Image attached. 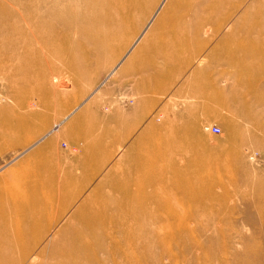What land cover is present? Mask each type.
<instances>
[{
    "label": "rangeland",
    "instance_id": "374dc122",
    "mask_svg": "<svg viewBox=\"0 0 264 264\" xmlns=\"http://www.w3.org/2000/svg\"><path fill=\"white\" fill-rule=\"evenodd\" d=\"M25 1L51 9L0 0L9 39L26 31ZM174 1L155 28L170 0H117L90 14L102 21L84 36L59 30L58 49L28 74L0 37V225L32 223L40 247L70 249L55 245L44 264H264V0L211 13L218 0ZM106 34L114 45H92ZM137 103L139 130L125 137L117 116ZM78 208L79 223L60 232Z\"/></svg>",
    "mask_w": 264,
    "mask_h": 264
},
{
    "label": "bare ground",
    "instance_id": "6f19581e",
    "mask_svg": "<svg viewBox=\"0 0 264 264\" xmlns=\"http://www.w3.org/2000/svg\"><path fill=\"white\" fill-rule=\"evenodd\" d=\"M63 1L64 0H41L40 5H42V6L44 5V7L45 6H47V7L51 6V7H48L51 9H46V10L44 9V7H42L44 9V11L41 13L38 12L40 9L37 11L36 5H35L36 6L35 7L36 9H35L33 7L34 4L33 5L30 4L31 1L30 2L25 1L24 3L21 2L24 5H21V3H17L16 5L19 8L20 7L23 8V12L25 14V17H27L31 21L29 23L28 19L27 20L23 19V21L26 25V31L24 32L22 39L18 40V39L12 38V37L9 39L10 36L7 33V31L9 28H12V26H10L11 25L10 22L4 23V25H2L0 27V37L5 41L6 44L8 42H10L12 45V48L15 49L13 51L17 54L18 57L22 58V60L25 63L24 64L25 65L24 72L26 74L32 73L31 62H30L31 59H35L37 56L36 59H40V60L42 59L41 62H44L47 59L46 55L48 53H54L56 51V49H58L57 45H58V41H59V34H58L59 30L60 31L62 30L63 32H68V31L75 29V31L79 34V36H81V35L84 36L85 33L88 32V31H85V29L86 28L90 29L91 27L89 28V25L91 26V23H93V22L95 23V22L99 21V22H97V24L99 25V23L101 24L100 21H102V20H99L100 16L98 17V19L94 18V17H96L95 15L92 16L93 19L89 18L90 14L91 15L95 14V13L99 12L100 9L105 11L106 12L105 14H107L109 9L110 10L113 8L118 9V7H119V6H117V3H118V2H116L117 0H75L73 2L74 4H67V6H69L70 8L68 9V11L63 12L64 10L63 11L61 10L63 7L62 3L63 4L65 3ZM67 1H68V3H71L72 0H67ZM226 1L227 0H218L217 4L214 5V7H212V9L209 10V12L211 13V11L214 12V11L219 10L220 7L222 8L223 4H226L225 3ZM163 2H164V0H163ZM175 3L176 2L174 0H170V2L168 4L169 7L165 8V10H164L163 14L161 15L157 25H155V28H156V26H163L165 21H167V19L170 18V15L172 14L171 13L172 8L176 6ZM76 4H78L77 7H79L78 8L79 10L77 12L74 9V5L76 7ZM102 10H100V12ZM244 11H246V10L244 9ZM244 11H243V15L245 16ZM130 12L131 11H129V9H127L126 11H120V14L123 15V14L130 13ZM34 14H37L39 17L36 15L33 18ZM101 16L103 17L102 14H101ZM244 18L247 19L246 16ZM102 19L104 20L105 18L103 17ZM111 20H112V18H111ZM111 20H107V22L108 21L111 22ZM260 21H261V19H260ZM259 24H262V22ZM80 25L83 27H80ZM247 25H249V24L247 23ZM257 26L258 25H256L255 27H257ZM260 27L261 26H259V28ZM238 28H240V27L237 25V30H238ZM38 29H41V31H39ZM232 30H233V28H232ZM88 35H89V33H88ZM113 39L111 36L108 37V34H106V37L102 38V40L100 37L97 39L95 38L93 41L94 43H92V45L94 44V45H96V47H99V49H102V48L104 49L105 48L104 46L114 45ZM117 40L118 39L116 37L115 41L117 42ZM55 41H56V44H55ZM21 50H22V52H21ZM95 50H97V49L95 48ZM0 51H3L5 53L8 52L7 48L3 45L2 42L0 43ZM111 51H115V50H111ZM107 52L109 53V51H107ZM78 109H79V107L72 110L68 114V116L66 117L65 120H68L71 116H73L74 113L77 112ZM208 131H209V129H208ZM164 156H165V154L164 155L163 154L156 155L155 161L163 159ZM184 179L186 180V182L183 185L187 186L188 180L186 178H184ZM7 182L8 181L5 179L4 175L0 177V189H1L0 190V200L4 203L7 202L6 192H7V189L9 187ZM39 184H40L39 181H36V180L29 182L30 187H37V186H39ZM13 202H14V200H13ZM5 204L7 206V204H9V201ZM13 204H14L13 206L15 209H21L20 207H22V204H20V206H19V204L17 205L16 203H13ZM3 207H4V205H3ZM5 208L6 207H4V210L3 209L2 210L5 211ZM2 210L0 207V219L4 222L5 215H4V212ZM89 212L93 213V217L97 221H99V223H102L104 221V219L106 218L105 212L101 209H96L94 211L89 210ZM5 213H8V212L5 211ZM15 214H17L16 211H15ZM82 214H83V211L81 209H79V208L75 209L74 213L70 217V220L68 221V224H66L64 230H62L60 232L68 233L69 229L73 227L74 223L75 224L77 223V221L82 216ZM71 219H74L77 221H71ZM78 223H79V221H78ZM0 228H1L0 229V235H4L3 238L1 239L2 241L0 240V264L3 262H5L6 264H44V261L46 259H47V261H49L52 258L56 259L57 257H59L56 253L55 245L57 248L60 249L59 253L61 255L65 256V257L67 255L72 256V254L70 253V249H68V247H59L58 246V244L60 242L54 241L55 243L52 246H50L49 248L40 247L43 240H41V239L39 240L35 237V234H37L36 232L40 231V229L36 228L32 223L27 224L26 230H22V229L15 227V228H13V231H12V229L10 228V226H8L7 223H2L0 225ZM51 228L52 227H50V229ZM75 247L82 250L83 253L87 252L84 249H82L81 246H79V245H76ZM3 250H6V252L3 253ZM18 251L20 252V256L15 258V256H16L15 255L13 257L12 256L13 253L18 252ZM74 257H76V256H73V258Z\"/></svg>",
    "mask_w": 264,
    "mask_h": 264
},
{
    "label": "crops",
    "instance_id": "0c3cea01",
    "mask_svg": "<svg viewBox=\"0 0 264 264\" xmlns=\"http://www.w3.org/2000/svg\"><path fill=\"white\" fill-rule=\"evenodd\" d=\"M149 83H150L149 79H147V82L145 81V78L142 79V81L140 79L139 85L137 87L139 89L141 84H143V87L145 88V85L148 86ZM139 114H140V103H137L136 106H133V109L131 111L123 113L122 117L117 116L116 119L117 121H123V132L125 137H132L133 134L139 130V125H140Z\"/></svg>",
    "mask_w": 264,
    "mask_h": 264
},
{
    "label": "built area",
    "instance_id": "2783aa9c",
    "mask_svg": "<svg viewBox=\"0 0 264 264\" xmlns=\"http://www.w3.org/2000/svg\"><path fill=\"white\" fill-rule=\"evenodd\" d=\"M209 132L212 133L213 135H219L221 133V130L218 127H212L209 129Z\"/></svg>",
    "mask_w": 264,
    "mask_h": 264
}]
</instances>
